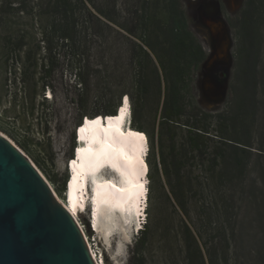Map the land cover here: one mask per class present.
<instances>
[{"label": "rangeland", "instance_id": "1", "mask_svg": "<svg viewBox=\"0 0 264 264\" xmlns=\"http://www.w3.org/2000/svg\"><path fill=\"white\" fill-rule=\"evenodd\" d=\"M69 1L65 16L52 13L57 0H0V133L67 199L77 130L103 124L98 116L129 102L134 132L150 146L152 177L148 174L147 217L141 222L147 231L139 234V221L129 226L114 216V236L105 240L92 230L90 214L80 213L99 259L104 264H264V0H255L256 88L242 116L233 90L236 27L245 0ZM172 7L173 24L202 48L205 59L195 65L186 55L177 62V71L185 68L176 72L171 88L180 124L164 127L166 81L146 45L154 43L146 18L156 14L165 20ZM214 51L221 54L213 64ZM216 66L225 72L226 96L216 95ZM140 76L148 83L147 95L136 87ZM189 127L203 134L197 153L189 145ZM160 137L164 154L178 156L173 188L152 168L162 152ZM122 251L125 260L116 257Z\"/></svg>", "mask_w": 264, "mask_h": 264}, {"label": "bare ground", "instance_id": "2", "mask_svg": "<svg viewBox=\"0 0 264 264\" xmlns=\"http://www.w3.org/2000/svg\"><path fill=\"white\" fill-rule=\"evenodd\" d=\"M48 98L52 99V96ZM116 117L117 121L102 119L105 120L103 124L86 125L78 132L76 155L70 166V185L65 195L67 199L58 194L40 171L56 198L82 228L97 264H102V261L93 249L79 214L89 213L93 231L108 240L106 238L114 236V216L124 218L129 226L137 225L139 215L148 206L149 140L134 132L129 102L122 103ZM117 248L121 250L122 246ZM116 257L125 260V251Z\"/></svg>", "mask_w": 264, "mask_h": 264}, {"label": "water", "instance_id": "3", "mask_svg": "<svg viewBox=\"0 0 264 264\" xmlns=\"http://www.w3.org/2000/svg\"><path fill=\"white\" fill-rule=\"evenodd\" d=\"M217 28L213 26L215 33ZM214 53L213 64L221 54ZM206 84L204 90L210 91ZM218 87V94L226 96L225 86ZM0 264H97L82 228L46 178L2 135Z\"/></svg>", "mask_w": 264, "mask_h": 264}, {"label": "trees", "instance_id": "4", "mask_svg": "<svg viewBox=\"0 0 264 264\" xmlns=\"http://www.w3.org/2000/svg\"><path fill=\"white\" fill-rule=\"evenodd\" d=\"M79 2L81 0H75ZM69 4L71 2L69 0H57L56 7L52 11V13L58 12L59 14L67 15L69 13ZM176 7H172L170 12L165 20H160L158 15L154 14L149 18H146V28L149 30L150 39L154 41V43H146V45L150 48V50L157 56L159 65L163 71V75L166 81V101L162 112V124L164 127H169V125L180 124L178 120L179 115V107L177 100V95L175 92L171 91L172 83L174 80V76H176V72L182 74L185 68H182L181 71H177V62L179 59L184 56H189V60L194 62L195 65L200 63L202 60L205 59L204 51L202 48H197L195 44L192 42L191 39L188 38L187 33L184 30H179L180 26L178 24H173L174 12ZM256 12V3L255 0H245V5L243 10L238 16V23H237V30H238V37H239V45L237 50V75H236V84L234 86V92L236 94V105L239 109V114L242 116V111L244 106L246 105L247 101H253V91L256 88V74H255V60H256V23L254 20V15ZM164 30V31H163ZM178 30V31H177ZM68 39V38H64ZM145 58L144 60L148 64L151 62L154 65L153 59L150 57V54L143 50ZM155 67V71L157 72V68ZM177 73V74H178ZM137 89L140 90L142 95H147L148 90V83L145 77L140 76L137 81ZM146 92V93H145ZM135 106L137 107L139 101L138 98H135L133 95L131 96ZM121 102L117 106L119 109ZM117 109L114 111L108 110L103 117L104 119H109L112 121H117ZM107 117V118H106ZM93 118V117H92ZM97 118V117H95ZM117 118V119H116ZM116 119V120H115ZM95 120V119H94ZM135 123H138L137 114L136 118L134 119ZM93 121V120H91ZM137 128V127H136ZM135 128V129H136ZM82 128L77 130V134L81 131ZM140 129V128H139ZM164 130V129H163ZM194 128L189 127L190 133V148L194 152H199L201 147V139L203 138V134H194ZM140 131V130H138ZM141 132V131H140ZM137 133V132H135ZM201 133H203L201 131ZM140 134V133H138ZM142 135V134H140ZM159 148L162 150L160 154H158L159 158H155V161L152 164V168L157 173H162L164 177L167 178L168 184L173 188V177L178 176L180 167L178 163V156L176 154H170L171 163L169 162L170 158L166 156L163 152V140L161 137L159 138ZM155 144V139H153ZM199 155V154H195ZM151 169V168H150ZM151 170L149 171V177ZM174 196L177 198V194L174 193ZM90 224H87L88 231ZM147 225V223H146ZM140 231L139 234H144L147 231V226ZM139 243V241H138ZM137 243V244H138ZM137 252L133 253V260L136 257Z\"/></svg>", "mask_w": 264, "mask_h": 264}, {"label": "flooded vegetation", "instance_id": "5", "mask_svg": "<svg viewBox=\"0 0 264 264\" xmlns=\"http://www.w3.org/2000/svg\"><path fill=\"white\" fill-rule=\"evenodd\" d=\"M225 72H224V70H223V68L221 67V66H216L215 68H214V70H213V75H214V77H215V79H218V81L219 82H215V84L217 85V86H221V85H223V80H224V76H225V74H224ZM219 91L217 92V96H220L219 94Z\"/></svg>", "mask_w": 264, "mask_h": 264}, {"label": "clouds", "instance_id": "6", "mask_svg": "<svg viewBox=\"0 0 264 264\" xmlns=\"http://www.w3.org/2000/svg\"><path fill=\"white\" fill-rule=\"evenodd\" d=\"M128 261V260H127Z\"/></svg>", "mask_w": 264, "mask_h": 264}]
</instances>
